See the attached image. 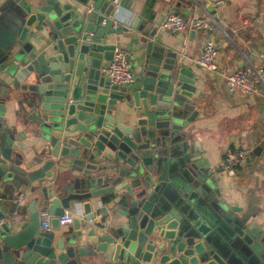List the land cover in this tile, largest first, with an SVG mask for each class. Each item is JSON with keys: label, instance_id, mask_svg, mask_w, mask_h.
<instances>
[{"label": "water", "instance_id": "1", "mask_svg": "<svg viewBox=\"0 0 264 264\" xmlns=\"http://www.w3.org/2000/svg\"><path fill=\"white\" fill-rule=\"evenodd\" d=\"M113 16L105 0H0V264H264V232L215 198L221 169L192 149L200 74L154 33L135 81L112 86ZM13 93L25 95L34 156L2 119ZM62 165L66 185L38 191L21 224L10 201ZM71 204L85 213L73 234L58 219Z\"/></svg>", "mask_w": 264, "mask_h": 264}, {"label": "crops", "instance_id": "2", "mask_svg": "<svg viewBox=\"0 0 264 264\" xmlns=\"http://www.w3.org/2000/svg\"><path fill=\"white\" fill-rule=\"evenodd\" d=\"M105 1L109 6L112 4V0ZM218 1H223V5L217 7ZM211 5L213 14H218L214 37L219 49V66L224 75H230L240 68L261 67L264 62L261 58L264 51V0H121L123 9L118 17L119 24H114L116 35L111 39L115 47L127 49L129 62L135 70L145 56L151 35L157 33V43L175 51L200 74L201 85L196 95L198 101L195 109L199 116L192 124L190 135L192 149L195 150V144L199 143L202 151L199 155L207 159L212 168L221 169V179L214 191L215 198L227 199L230 205L243 209L242 215L250 216L251 225L264 232V91L254 96L232 93L223 78L203 73L197 60L203 52L207 34L193 31L173 34L158 29L171 12L183 14L189 11V18L205 16L211 14L208 10ZM24 97V93H13L5 101L7 112L2 119L8 127L15 129L18 143L27 146L22 153L30 157L37 153L39 144L32 134V126L26 122L27 126L23 125L30 116ZM21 132L26 134L25 140L18 136ZM257 147L262 148L261 156L250 157ZM236 149L246 150L248 155L233 177L226 173L225 163L227 152ZM68 170V165L55 168L54 178L43 179L36 184L38 187L25 192L26 199L24 192L18 194L20 204L10 201L12 213L17 215L21 224L26 225L28 204L35 199L40 203L37 192L41 189L46 192L53 181L55 189L60 191L70 178ZM11 193L12 190L7 187L5 194ZM108 207L113 208L111 204ZM64 209L77 212L76 222L60 227L61 231L73 234L76 232L75 226L85 218L83 207L81 204H71ZM110 220L109 217L103 219L102 215H97L93 221L108 225Z\"/></svg>", "mask_w": 264, "mask_h": 264}, {"label": "built area", "instance_id": "3", "mask_svg": "<svg viewBox=\"0 0 264 264\" xmlns=\"http://www.w3.org/2000/svg\"><path fill=\"white\" fill-rule=\"evenodd\" d=\"M223 3V1H218L216 6H221ZM112 4L114 5L113 22L119 24L118 17L123 9L121 0H112ZM217 17L218 14L216 13L189 18L182 13L171 12L158 26V29L173 34H181L186 31L207 34L208 39L204 43L200 58L197 60L199 69L208 75H217L223 78L228 90L232 93H239L244 96L259 95L261 91H264V62L259 68H240L230 75H224L222 72L218 62L219 49L214 37L217 28ZM129 56L127 49L120 46L115 47L114 57L106 70L112 86L127 87L135 81L136 75L129 62ZM261 58L264 61V51L261 53ZM247 155L248 152L243 149L229 150L226 154V173L234 177L236 169L246 159ZM76 217L77 212L64 209L63 215L58 217L59 224L61 227L69 226ZM53 218L54 216L51 215L49 210L43 209L40 211L42 231L51 230Z\"/></svg>", "mask_w": 264, "mask_h": 264}, {"label": "rangeland", "instance_id": "4", "mask_svg": "<svg viewBox=\"0 0 264 264\" xmlns=\"http://www.w3.org/2000/svg\"><path fill=\"white\" fill-rule=\"evenodd\" d=\"M76 220V218L74 219V221ZM76 222V221H75Z\"/></svg>", "mask_w": 264, "mask_h": 264}]
</instances>
